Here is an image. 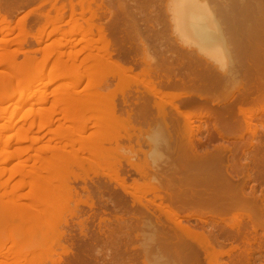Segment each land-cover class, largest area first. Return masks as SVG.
I'll return each instance as SVG.
<instances>
[{
	"label": "bare ground",
	"instance_id": "bare-ground-1",
	"mask_svg": "<svg viewBox=\"0 0 264 264\" xmlns=\"http://www.w3.org/2000/svg\"><path fill=\"white\" fill-rule=\"evenodd\" d=\"M74 4L75 3H72V6H74ZM84 4H85V2H84ZM89 5L90 4H88V6ZM103 5H104V3H103ZM62 6H64V5H62ZM220 6H221L220 8L228 10L232 13L235 12V13L239 14L237 16V17H240V19H238L239 21L237 20L236 21L237 24H235V27L232 26L233 28H231L229 30L232 32L230 34H233V32H235V31L240 33V34L242 33V35L238 34V35H240V37L236 38L237 39L236 43H235V40H231V41H233L236 45L235 50L237 49V51L242 53L241 57H242V55H245L242 57V60L239 61L240 63H238L236 61L235 62L238 63L239 65H241L240 67L238 65L237 66H238V68L241 69L240 70V74H241L240 76H242V78H244L243 81L245 80L246 82H244V83L241 81H240V83L239 82L238 83L232 82L229 84V85H231L229 88H227L228 86L225 87L224 84H226V83L223 82V84H222V79H224V77H225L224 75L225 74L227 75L228 72L224 71L227 73L223 72L224 73L223 74L220 70L224 68L223 64L227 60L226 59L227 56L230 58L232 57V59H230L229 61L234 60V57L231 55L232 49H230L231 47L229 48V46L227 47L228 43L226 41H224L223 38L222 39L220 38L221 36L218 35L217 29H215L216 27L214 28L212 26L211 21H209V19L205 16L203 9L197 8L194 11L188 10L184 16H182L180 18L178 17V19H177V23L179 24L178 27H181L183 30L187 31L188 35L190 37H192V40L194 39L198 43V45L201 46L202 49H204L205 52H208L209 54H212L214 56L216 55L218 61H220L219 63L210 64V63L205 62L206 64H204V65L206 67L200 66V68L202 67L201 69H198V68L195 69V68H189V64H191V62L190 63L186 62V65L188 64L187 67H185V65H183V64L182 65L184 66V68L179 65L182 68L181 69L179 67L174 66V64L177 61L176 62L174 61L175 63L170 62L172 64L171 65L168 62V60H166L167 64L165 62H163V63H165L166 66L168 64L171 66L168 65L167 68H164V67H166L165 64L162 65L163 69H165V70L162 69L163 71H161V69H158V70L154 69V68L152 69V67L150 66L151 68H148V69L144 68L143 71L141 70L138 74H134L135 70L133 72L134 67H131L132 65H129V63H128L129 67H127V66H125L126 65L125 63L123 64V62L126 60L122 59L123 62H121L120 61L121 59L119 60V58H117V55H115V52L118 50L113 52V50L116 47H113V45L110 43V40L107 42L108 36L105 37L104 30H103L105 28H102V26H101L99 31L97 29V31L101 35V41L104 39V37L107 40L104 39V40H106L105 46L102 47V50H101L102 54L99 56L100 58L97 57V59L101 65L107 63V65L111 69V71H110L111 75H108L106 78L104 77L101 80L87 82V84L85 85V89L95 91L96 93L93 92V93H95L94 94L95 96H91L93 98L90 97V99H86V98H89L88 95L90 96L91 93L88 94V93H83L82 91H78V87L80 86V80H78V81L73 82V84L72 83L65 84L64 86L62 85L60 88H58L59 91L62 92L61 93L62 95L60 97L61 100L59 98H56L57 102H55V101H53V103L51 102L52 105H51L50 109H48L47 112L44 111L42 114L36 115V113L34 114L35 111L32 108H30L32 113L29 112L30 114H26L24 117V120H23L24 123L26 121L28 122V120H29V121H31L30 123H33L34 128H35V126H37L38 120H48L49 126L40 127L39 132H42L45 130L47 131V129H48L50 134L56 135V137L60 138V139L57 138L58 140L68 141V145L62 146V143L60 142V144L58 143L59 145L55 144V146L57 145L56 147L55 146H49L52 148H49L48 146L45 147L46 149L48 148V150L50 149L52 151L49 154L53 153L50 156L52 157L53 160L56 161V163L52 162V160L49 159L51 161L50 162L49 160H47V157L46 158H44V156L42 157V155H40V154H42L44 149L40 148L43 151L40 154L38 152L37 156L35 154L36 159L34 158V161H35L36 165L38 166V167L36 166V168L45 169V170H40V171L44 172V171H46L47 167L50 166L49 164L54 163L53 165L59 166V164L57 162H59V163L61 162L60 164L63 163V165L65 164L64 166L67 165L66 168H68L69 171L73 170L72 168H74V169L76 168V170L78 168V170L81 169L84 171L86 169H89V171H90L91 167H93V166L98 167V165L100 164V161L105 159L104 158L105 155L110 151V148L112 147L111 143L112 144L115 143L116 150H118V149H120V148H118L119 146H117L118 140H121L124 138H133V137H131L132 135H130L131 134L130 128H128L131 125L130 123L135 122V121L138 122L139 120H143L145 118L147 111L150 110V107H151L150 102H152V100L155 101L154 97L158 98L160 100L158 102L155 101V104L159 110V113L164 118L163 124L165 127V129H164L165 138H166V140L169 139V141H170V144L169 143H168L169 145L167 144L168 145L167 149L169 150L170 153H173L176 156V158L167 163V166L165 168L166 172H165L164 176H162V174H161V176H159L158 174L160 172L159 173L156 172V174L153 176V174H150V172H152V171H147V170L143 169L144 165L142 168L141 167L139 168L138 166L135 165V161L133 164V162L128 160V162H130V163H126V164H128L129 168L132 169L133 171H135L141 177L140 179H142L141 185L136 181L138 184H135V183L133 184V182H132V185L130 184L131 186H128V184L126 182L127 179L125 177H123L124 165H123V163H121L119 157H118L119 159L117 160L118 161L117 164H114L112 166L110 164H109V166H107L108 165L107 163L109 161L106 162L107 165L105 163L100 164V165L104 164L105 167H107V168H105L104 166L103 167L100 166L103 168L101 170V171H103V173H104V171L105 172H108V171L113 172V175H111L112 173L110 174L111 176H109V174H106V177H107L106 179H108L107 182L109 184H111V185H107V186H112L114 184L113 186L115 189H113L111 187L114 190V193L116 192L117 189H119L123 193L122 199L118 200V198H121L120 197L121 192L117 191V194L115 193V196H116L115 198H117L118 201L114 200L116 202L113 201L114 204L113 203L112 204L116 205L117 207H120V208L125 206L124 207L125 209L124 208H122V209H124L126 211L130 207L133 209L134 207L136 208V206L137 207L140 206V208H141V209L136 208V209H133L131 212H129V215L131 213V215H130L131 217L128 216L129 221L127 220V217H125V218L123 216H122V218L118 217L116 220L117 222H115L116 225L115 224L113 225L111 220L107 219L108 222H106V219L101 218V220L99 221L100 223L98 225L99 228H96V229H98V231L96 230L98 233H95L94 237L98 236L100 238V240L104 241L105 243H106L105 240L107 239L106 246L108 243H110V241H111L112 245H110V244L109 245L112 247L115 246L116 249H117V247L118 248L120 247V246H118V244L121 243V240H124V241L129 240L128 242L130 243V240H132L131 238L133 237L132 231L136 233L138 230H140L134 226H137L138 224L140 225V222H141V224L144 222L143 225L145 226V224H147L149 222L148 223L149 225L147 224L146 226L151 227V229H153L152 231H154L153 234L155 233L152 236L153 237L156 236L155 238L151 237L152 239H149V240L155 241L156 245L154 244V242H153V244L156 246V248H155V246H154V248L157 249V252H158L157 259H159L162 262L161 264H221V262H224L223 261L224 256H226L229 260H228V262L226 261L223 264H253V259L255 257V252H254L255 249L253 251L252 248L254 247L253 245L256 243L253 240H256L257 242H259L258 240H262V239L260 238V236L258 238L257 237L258 235L253 237L252 233L255 232L257 234V231L259 229L264 230V220L260 221V218H259V217H261V220H262V217L264 218V202H262V201H261L262 203L258 202L259 200L262 199L259 197V195H262V194L257 193L255 191V189H252V190H250L251 192H249L248 190H245V188L247 187L246 186L247 182L252 181L255 178L253 172H255L258 167L253 172L249 169L251 163H252L251 165H254V166H255V164H253V162H250L249 158H251V157H249L250 155L246 156L247 152L246 153L244 152V154L246 156L245 157L246 163L245 164L242 163L243 164L242 166H237V165H233V164L230 165L231 163L230 164L227 163V165H225L224 164L225 163L224 157L227 154H229V156H227V159L229 161V159L236 152V150H235L236 147L234 148V146L233 147L229 146L230 144L228 145V143H226L227 138H230V139L231 138H234V139L239 138V139H241V138H244L246 136V134H252L254 136L257 134V136H258V134L260 135V133H261L260 130L261 129L264 130V125L261 127V129L259 127H254V128L251 127L252 126L251 124H254V122H259V120H260V122L264 123V116H263L264 115V0H232L231 2H228V0H223L222 4H220ZM89 7H91V5ZM62 9H64V8H62ZM238 10L240 11V13L237 12ZM235 13H234V15H235ZM94 17H95V15H94ZM96 17L99 18L100 16L98 17L96 15ZM105 17H106V15H105ZM237 17H233V18L237 19ZM25 18L26 17H23L22 19L21 18L20 19H21V21L24 22V20L27 19V18L26 19ZM95 18H92V19H95ZM99 19H101V18H99ZM5 21L6 20H4V23H7V21L6 22ZM23 22L20 23V21H19L18 24L22 25V24H24ZM21 27L23 28V25ZM21 27H20V31L23 32L21 30L22 29ZM6 33H8V32H6ZM23 33H20V35L21 34L23 35ZM52 33H54V32H52ZM87 34H90V32L85 33V35H87ZM233 36H234V34H233ZM235 37L236 36H234V37L231 36V38H235ZM25 39H27V37ZM22 41H23V39H22ZM25 41L27 42V40H25ZM88 42H90V41H88ZM87 45L88 46H84L83 49L78 50V52H76L77 53L76 55L74 54L75 55V58H73L74 60L77 58L79 59V55L84 54V53H89L90 55L93 56V54H92L93 43H91V45H90V43ZM230 45H231V43H230ZM233 51H234V49H233ZM24 52H26V51H24ZM134 52H135V50H134ZM25 54H27V53H25ZM172 55H173V53H172ZM179 55H181V54H179ZM233 55H234V52H233ZM92 56H90V57H92ZM135 56H137V54ZM164 56H162V57H164ZM183 56H185V55H182L180 58H182ZM186 56H187V54H186ZM90 57L88 56L84 62H87L88 60H90ZM93 57H95V56H93ZM118 57H120V55ZM131 57L133 58L134 55L133 56L131 55ZM170 57L171 56H169L167 59L170 60ZM177 57H179V56H176L175 58H177ZM185 58H187V57H185ZM235 58H237V57H235ZM125 59H126V57H125ZM130 60H131V58H130ZM132 61H133V59H132ZM235 62L233 61V63H235ZM91 63H93V62H91ZM94 63H95V61H94ZM179 63H177V64H179ZM229 63H231V62H229ZM231 64H229V65H231ZM150 65H153V64H150ZM192 65H194V64H192ZM88 67H90V66H88ZM226 67H228V66L225 65V68ZM238 68H237V70H238ZM91 69H92V67H91ZM218 69H220V70H218ZM180 72L181 73L183 72V74H180L183 76L179 75ZM237 72H239V71H237ZM231 73H233V72H231ZM109 76H111L112 78L110 77L111 79H109ZM114 79H117L118 83L115 85L114 89H111V85H112L111 83L112 82H110V81L111 80L114 81ZM52 81H55V79ZM52 81H51V84L54 83ZM34 84L35 83H33L32 88L35 87L36 84H38V83H36L35 86H34ZM124 85H126V86H124ZM3 86L4 85H2L0 88L4 89L5 86L4 87ZM62 87H64V89H62V91H61ZM140 88L144 89V91H141ZM1 89H0V91H1ZM28 90H32V89H30V86H29ZM64 90H65V92H63ZM180 91H184V92H180ZM55 92H57V89H56V91H53L54 94H52V95H54V98L56 95H58V93H55ZM251 93L256 94L255 98L250 97ZM85 94L87 95V97L84 96ZM135 94H137V96ZM146 94L148 96L147 98H145ZM216 94H217V97H216ZM218 95H221V96L218 97ZM133 97H135V98L133 99ZM24 98H30L29 93L25 92V93L20 94L19 99H24ZM42 99L44 100V98H42ZM119 99L121 100V106L123 108L127 106L129 109L126 110V109L120 108L119 107L120 103L118 102ZM131 99L133 101L136 99L134 101L135 104L132 105L133 101ZM167 99L173 100L172 101L173 103L169 102V104H167L168 103V102H166ZM43 100L40 99V101H36V102H34V104H36V105L39 103L41 104V103H43ZM178 100H179V103H177ZM46 101L48 102V98L45 99V102ZM102 102L105 104L106 109L108 108L110 111L113 112V115L111 117H109V120L103 119V117L101 115V110H100V107L98 104L102 103ZM167 105H170L172 107L171 109H173V110H170V108H168L170 106L167 107ZM132 106H134V108ZM60 109H62L61 112H57V110H60ZM134 109H136V111ZM256 111H257V113H256ZM58 114L62 115V117L60 115V117L62 119H58L59 121L64 119V123L69 122L70 125L73 124L74 126L71 129H68V127L66 128V126L61 125L62 123L59 122V123H61L60 126L57 127V125H56L57 128L52 129L53 128L52 126H55V123L58 122V120H56L57 118L55 119V117H56L55 115L58 116ZM125 114H126V117L124 116ZM14 117H15V115L13 114L12 116H10L9 120L14 121ZM0 118H2V117H0ZM197 118H202L203 120L208 119L209 126L207 127V130H208L207 132L209 133L210 138L209 137H207V138H209L213 142L215 139L221 140L220 143L218 142V144H215L211 148L210 146L205 145V143L202 144V143L197 142L195 140V136L198 132L196 130H198L199 127H197V129H196V127H195V129L192 127L190 128V122L195 121V119H197ZM166 119H168V120L166 121ZM174 121L177 124V128L175 125L172 124V122H174ZM180 122L182 123L183 127H180ZM113 123H116L120 127V129L119 128L117 129L118 132L116 134V138H113L111 140H109L107 138H106L107 139L106 140L104 136H102L103 138H101L100 137L101 135L98 134V132L100 133L101 130H103V132H104V130H106L105 132H107V129L111 127L110 124H113ZM90 125H92V126L90 127ZM125 125L127 126V128L125 127ZM131 126H132V130L135 131L136 128L133 126V123ZM186 126H188V127L186 128ZM247 126H250V127H247ZM64 127H65V129H68V130L63 129ZM69 127H71V126H69ZM0 128H1V125H0ZM119 130H121V131H119ZM65 131H68V133H66ZM232 131H233V134H232ZM234 131H236V133H234ZM103 132L101 134L104 135L105 133H103ZM229 132H230V135H227ZM32 134H35L33 132V130H32V132L31 131L21 132L20 134H18V143L23 142V141H27V140H29V141L31 140L33 143H37L41 140L36 136H33L30 138V135H32ZM1 135H4V133ZM98 135L101 139H99ZM166 135L168 136V138ZM261 135H263V131H262ZM3 137L4 136H2V138H0V147L4 148L6 150V148H8V146L10 145V143H9L10 140L4 139ZM260 137H262V136H260ZM209 139H208V141H210ZM258 139H260V138H258ZM64 141H63V144H64ZM260 141H258L260 146L256 147L257 149L254 148V150H257L259 152V154L262 153L264 155V146H263L264 140L262 141L263 144ZM166 142H168V141H166ZM129 146H131V145H129ZM251 146H253L252 142H251ZM114 148H111V150H114ZM243 148H245V147H243ZM4 149H2L1 151H3ZM29 149H27V150L30 151ZM122 149L120 151H122ZM22 150H23V148L20 149L21 154L23 152H27L26 149L23 151ZM36 151H38V150H36ZM113 152H112V154H111V151L109 153L111 155H113V154H115ZM45 153L43 155H46ZM109 153H108V155H109ZM251 154H253V153H251ZM116 155H117V153H116ZM261 155H259V157ZM89 156L91 159L88 158ZM10 157H12V156H10ZM109 157H111V156H109ZM8 158H5V159L7 160ZM5 159L2 161L3 163L6 161ZM13 159H14V157H13ZM29 160L30 159H27L26 161L22 160L23 161L22 164L20 161L19 164H21V166L18 168V170H17V167L15 168L16 170L14 168L12 169V170H15L16 172L12 171V174H11L12 176L10 177V179L13 178L14 175L20 176L19 180H18L19 183L17 182V184H19V185H17L16 187H13L14 188L13 192L15 194L13 195V193H11L7 189H5L11 195L12 200L14 199V203L12 204L10 202V204H7V206L19 204L18 211L22 212L23 216H24V212H23L24 206L23 205L27 204V203H23V202H24V200L26 202L27 201L26 199H29V198L31 201L32 198L30 197V195H31L32 191H34L31 189L36 188L37 189L36 190V194H37L36 196H39V195L43 194V192L40 194L41 190H43V186L47 187V191L51 187L50 185H49L50 186L49 187L48 184H46V182H45V178H47V177L44 178V176H47V175L42 176V174H40L41 172L39 171L40 175H37L38 178H36V173H35L36 170H34L35 168L33 169L34 172L32 170L30 171V170L26 169V167L29 166V164H27L29 162ZM93 160H94V162H92ZM126 160H127V158H126ZM126 160H125V162H126ZM252 160H254V158ZM255 160H257V159H255ZM97 161H98V163H97ZM260 161H263V159ZM249 162H250V164H249ZM254 162H256V161H254ZM96 163H97V165H96ZM114 163H115V161H114ZM261 163H264V162H261ZM19 164H18V166H19ZM111 164H113V163H111ZM235 164H236V162H235ZM138 165H139V163H138ZM164 165H166V164L164 163ZM238 165H239V163H238ZM45 166H46V168H45ZM55 166H53V167L54 168L58 167V166L57 167H55ZM60 166L59 167L62 168V165H60ZM259 166H261V165H259ZM50 167H48L49 168L48 171H51ZM59 167H58V169H60ZM127 167H125V168H127ZM251 167L253 168V166H251ZM66 168L64 167L62 169L65 170ZM104 168H105V170H104ZM245 168L248 169V172L246 171L248 174L246 173L247 175L245 174L246 175L245 177L240 178V175L242 174L241 170L245 169ZM62 169H60V171ZM94 169H92V170H94ZM64 170H62V172ZM60 171H58V172H60ZM2 172L5 173L4 171H2ZM30 172L35 174V175L32 176V174H30ZM55 172H56V170H55ZM87 172H88V170H87ZM259 172H261V171H259ZM76 173H75V175H76ZM256 173H257V171H256ZM261 174H263V173H261ZM104 175L105 174H103L102 176H104ZM31 177H34V179H37V180L33 179L34 180L33 183H36V185L33 184L32 182H30L31 184L28 182L29 180L30 181L32 180ZM53 177H55V176H53ZM53 177H52V180H53ZM75 177L76 176H74V178H72V179L69 177V179H68L69 181L66 179L68 181L67 182L68 183L67 184L68 185V193L67 194L69 195L68 199H69V202L73 203L72 206H70V207L68 206L69 209L67 211L68 212L67 216H69V220L72 219V222L74 221V224L75 225L77 224L80 227L79 229H81L80 230L81 235H83L84 237L90 238V236H92V235H90V236L88 235V233H89L88 232L89 231L88 226H87V223L89 222L88 218H85L84 216L82 218V214H83L82 210L83 209L80 210V204L83 205L82 203L85 202L83 200V198L81 199L82 195L85 197L86 194L84 195V192H87V195H88V194H90V191L88 190L87 187H83V188L81 187V192L78 191L80 188L77 190L76 189L77 187H74L75 183L76 182L78 183V181L86 182V180H83L80 177H79L80 178L79 179V178H77L78 176L76 178ZM26 178H31V179H29V180L27 179L28 180L27 181ZM0 179H1V177H0ZM56 180L57 179H55L54 181L56 182ZM61 180L62 179H60V181ZM93 180H94V178H93ZM6 182L8 183L9 181H6ZM6 182H5V184H7ZM0 183H2V182H0ZM44 183L46 185H44ZM49 183H52L51 180ZM60 183L63 184L64 182H60ZM93 183H95V181H93ZM100 183H98V186ZM2 184H0V188L2 187V189H3V187L5 185L3 184L4 185L3 186ZM51 185H53V184H51ZM54 185L57 187V184L54 183ZM54 185H53V187H55ZM95 185L97 188L98 187L97 183L94 184V186ZM104 185L106 186V183L105 184L102 183L101 188H102V186H103V188H106V187H104ZM27 186H28V188H30V193H28V194L24 193L23 195L18 194L20 189L27 187ZM83 186H84V184H83ZM53 187H52V190L54 189ZM65 187H66V183H65ZM101 188L98 187L101 196L105 195V193H107L106 191L108 189L110 190V187L108 189L106 188L107 189L106 191H104L105 189L103 190V188L101 190ZM60 189L63 191L62 188H60ZM113 190H112V192H113ZM27 191H29V190H27ZM45 191H44V195L47 196L45 194ZM7 192H5V193H7ZM58 192H57V194H58ZM65 192H67V190ZM112 192L110 193L111 196L108 193L110 198L112 197ZM5 193H3V196L5 195ZM119 193H120V195H118ZM257 194H259V195H257ZM12 195L14 196V198ZM53 195H55V194L53 193L52 196ZM55 197L57 198V196H55ZM103 197L109 198L107 196H103ZM123 197H125V198H123ZM127 197L130 198L129 199L130 203H129ZM6 198H9V197L6 196ZM11 198H10V201H11ZM40 198H41V196H40ZM58 198H59V196H58ZM85 198H88V196ZM106 198H103V199H106ZM41 199L43 200V196ZM53 199H54V197H53ZM57 199L54 200L53 202L57 201ZM80 199L83 200L84 202L80 201ZM111 199H114V198H111ZM3 200L4 199L1 198V201H3ZM64 200L67 201L66 198H64ZM103 201H105V200H103ZM5 202H7V199ZM38 202L40 203V201H38ZM69 202L67 201L68 204H69ZM86 202H88L87 199H86ZM3 203L4 202H2V204L0 205V209L2 206L4 207L6 205V203H4V204ZM32 203H34V200ZM32 203L30 202V206L32 205ZM45 203L47 206V202H45ZM128 203H129V205H127ZM85 204L83 206H85ZM87 204H86V206H89ZM34 205L32 206V209H34L33 208ZM20 206H23V209H22L23 211L20 210L22 208V207L20 208ZM25 206L27 207V205H25ZM28 207H29V205H28ZM36 207L34 209L35 211H37ZM54 207H55V205H54ZM91 207H89V208H91ZM29 208L31 209V207H29ZM39 210H42V209H39ZM1 211L2 210H0V212ZM133 211H136V212H133ZM194 211H196V212L198 211V213L199 212L202 213L201 214L202 216L200 215L201 217H195V215H192V212H194ZM212 211H214V212H212ZM38 212H40V214H41V211H38ZM42 212H44V211H42ZM215 212H216V214L214 215L213 213H215ZM219 212H220V214L222 213V215H218ZM26 213L27 212L25 211V214ZM0 214L2 215V213H0ZM18 215L22 216V214L19 212H18ZM31 215H34L33 212ZM31 215H30V211H29V214L27 216L31 217ZM25 218H27V217H25ZM73 219H76V221L77 220L78 221L76 222ZM143 219H148V221L147 222L142 221ZM186 219H188V220H186ZM256 219H257V221L261 222V224L259 222L258 223L256 222L257 223L256 224L255 223ZM1 220H2V218L0 219V222H1ZM138 220H140V221H138ZM193 220H195L196 223H193ZM136 221H137V225L135 224ZM64 222L66 223V225H68V223H69L68 220H66ZM105 222L109 223V224H105ZM250 223H252V224H250ZM70 224H72V223L70 222ZM70 224L68 225L69 227H71ZM74 224H72L73 225L72 227L75 226ZM111 225H113V226H111ZM0 226H2V224ZM0 229H1V227H0ZM66 230L67 229H65V231ZM56 232H57V229H56ZM59 233H61V232H59ZM70 233H72V231H70L68 234H70ZM74 234H70V235H74ZM96 234H98V235L96 236ZM139 234H140V232H139ZM56 235H57L56 236V238H57L58 234H56ZM60 235H62V233ZM53 237H54V235H53ZM62 237H60L58 240L55 238L57 240V242L59 241L57 243L55 240V242L58 245L60 244ZM72 237H74V236H72ZM252 237H253V240H252ZM263 237L264 236H262V238ZM136 238H134V239H136ZM93 239H96V238H93ZM108 239H109V242H108ZM225 240L226 241L227 240L228 241L229 240H235V241L237 240L238 241V242L236 241L237 244L239 243V241H241L240 243H242V244L248 243V247L245 246L246 248L242 250V247L241 246L239 247V244L237 245L235 243V241L234 242L232 241L234 244L233 243L230 244V242H229L230 248H228L226 250L224 247V245H225L224 241ZM248 240H250V241H248ZM251 240L254 242V244ZM22 243H25V242H22ZM42 244H43V242H42ZM24 246H25V244H24ZM42 246H45V244H43ZM242 246H244V245H242ZM255 248H257V247L255 246ZM153 251L156 252V250H153ZM165 253H167V254H165ZM15 254H17V253L14 252V256H15ZM1 255H2V253L0 254V257H1ZM16 257H18V255ZM21 259H22L21 256H20V259L18 257V260L22 261ZM255 259H256V257H255ZM20 261H18V262H20Z\"/></svg>",
	"mask_w": 264,
	"mask_h": 264
},
{
	"label": "rangeland",
	"instance_id": "rangeland-1",
	"mask_svg": "<svg viewBox=\"0 0 264 264\" xmlns=\"http://www.w3.org/2000/svg\"><path fill=\"white\" fill-rule=\"evenodd\" d=\"M222 1L223 0H89V1L88 0H0V33H1L0 34V84H1L0 87L2 85L5 86V87L3 86L4 89L0 88L1 89V91H0V117H2V118H0V125H1L0 138H2V136H4L3 137L4 139L10 140V142H9L10 145L8 146V148H6V150L4 148L0 147V159H1L0 160V177H1L0 182H2L5 185L4 186L2 183H0L4 186L3 189H2V187L0 188V196H1L0 197V205L2 204V202L6 203V205L4 207L2 206L3 208L1 207V209H0L3 211V212L2 211L0 212V213H2V215L0 214V219L2 218V220H3V221L1 220V222H0V225L2 224V226H0L1 227V229H0V254L2 253V255H3V256L1 255V257H0V264H5V263L6 264H10V263L11 264H16V263L17 264H161L162 263L159 259H157L158 252H157V249H155L156 248L155 241L149 240V239L156 237V236H154V237L152 236L155 234V233L153 234V232H154V231H152L153 229H151V227L146 226L149 222L147 224H145V226L143 225L144 222L142 224L140 222V225L139 224L137 225V221H136V223L134 222L137 225L134 227H137L140 230H138V231L136 230L137 231L136 233L132 231L133 237L131 238L132 240H130V243L128 242L129 240L128 241L127 240H125V241L121 240V243H119L120 245L118 244V246H120V247L119 248L117 247V249L114 245H113L114 247L110 246V245H112L111 241L106 246L107 239L105 240L106 241V243H105L104 241L100 240V238L97 236L98 234H96L97 237H94L95 236L94 234L98 233L97 232L98 229H96V228H99L98 225L100 223L99 221L101 220V218L106 219V222H108V220H111V222L114 225L115 222H117L116 220L118 217H120V218H122V216L124 218L127 217V220L129 221V217H131L130 216L131 213L129 215V212H131L133 209H136V208L141 209L140 206L139 207L136 206V208L134 207L133 209L130 207L127 209V211H128L127 212L126 210H124L125 206L120 208V207H117L116 205H113L114 200L118 201L119 199L120 200L122 199L123 193L119 189H117L115 193L117 194V191L118 192L120 191L121 192V196H120L121 198H118V200H117V198H115L116 196H115V193L113 190V189H115L113 186L114 184L112 186H107V185H111V184H109L107 182L108 179H106L107 178L106 174H109V176H111V175H113V172H110L107 170L108 172L104 171V173H103V171H101V170L103 169L102 168L103 166L105 167V165L104 164L100 165L101 163L106 164V162L109 161L107 163L108 165L107 164L106 165L109 166V164H110L112 166L114 164H117V162H118L117 160L120 158L121 163H123V165H124L123 177H125L127 179L126 182H127L128 186H131L132 182H133V184L139 183L141 185L142 179H140L141 177L135 171L130 169L128 164H126V163H130V162H128V160L133 162V164L135 161V165L138 166L139 168L140 167L142 168L144 165L145 168L143 167V169L147 170V171H152L153 173L150 172V174H153V176L156 174V172L157 173L160 172L158 174L159 176H161V174H162V176H164V174L166 172L165 168L167 166V163L176 158V156L173 153H170L169 150L167 149L168 145L170 144V141H169V139L166 140V138H165V134H164L165 127L163 124L164 118L159 113V110L155 104V101L158 102L160 100L158 98L154 97L155 101L152 100V102H150L151 107H150V110L147 111L145 118L143 120H139V121L137 120L138 122L135 121V122L130 123L131 125L133 123V126L136 128L135 131H133L131 125L128 127V128H130V133H131L130 135H132L131 137H133V138H124V139L118 140L117 146H119L118 148H120L118 150H116L115 143H113V144L111 143V146H112L111 148L115 147L114 148L115 151L111 150V148H110L111 154L114 151L113 152V153H115V154H113L114 156L111 155L109 153L110 151L108 150L109 155L107 153L106 154L107 156L105 155V157H104L105 159L100 161V164L98 165V167L93 166L91 168L92 169L95 168V169L92 170L90 168V171H89V169H86L85 171L79 169L80 170L79 171L78 168H77V170L79 172L76 170V168L75 169L72 168L73 170L69 171V169L66 168L67 165L64 166L65 164L63 165V163L60 164L61 162L60 163L57 162L59 164V166L62 165V168H64V167L66 168L65 169L66 171H65L64 169L60 168L61 166L59 167L57 165L60 169L64 170L63 172H62V170L60 171V169H58L57 166L53 165L54 163H56V161L53 160L52 157L50 156L53 153L49 154L52 151L50 149L48 150V148L46 149L45 147L55 146V144L59 145L60 142L62 143V146L68 145V141L58 140L60 138L56 137V135L50 134L48 129H47V131L45 130V131L39 132L40 127L49 126L48 120H38L37 126H35V128H34L33 123H30L31 121L28 120V122L26 121L24 123L23 120H24V117L26 114L32 113L30 108H32L35 111L34 114L36 113V115H39V114H42L44 111L47 112L48 109H50L53 101L57 102L56 98H59L61 100L60 97L62 95L61 94L62 92H60L58 88H60L62 85L64 86L65 84H69V83L73 84V82L80 80V86L78 87V91H82L83 93H88V94L91 93L90 96L88 95L89 98H86V99H90L91 96H95L94 94L96 92L93 90H86L85 85L89 81L101 80L102 78H104V77L106 78L108 75H111L110 74L111 69L109 68L107 63L101 65L97 59V57L100 58L99 56L102 54V52H101L102 47L105 46V41L107 39H108L107 42L110 40V43L113 45V47H116L113 50V52L118 50L115 52V55H117V58H119V60L121 59L120 60L121 62H123V60H126L123 62V64L124 63L126 64L125 66L129 67L128 66V63H129V65H132L131 67H134V69H133V72L135 70L134 74H138L141 70L143 71L144 68L148 69L151 67H152V69L153 68L157 69V70L161 69V71H163L165 69H163L162 65H164L165 63L167 64L166 60H168L169 63L170 62L175 63L177 61L174 64V66L179 67V68H181L180 66H182L184 68L183 65H185V67H187L188 64L186 65V62L187 63L191 62V64H189V68H195V69L196 68L201 69L202 67L205 66L204 64H206V63H210V64L219 63L220 61H218L216 55L214 56L212 54H209L208 52H205L204 49H202V47L199 46L198 43L194 39L192 40V37H190L188 35L187 31L183 30L181 27H178V25H179L177 23L178 17L180 18V17L184 16L188 10L194 11L197 8L203 9L205 16L209 19V21H211L212 26L214 28L216 27L215 29H217L218 35L221 36L220 38L221 39L223 38V40L228 43V44L226 43L227 47L229 46V48L231 47L230 49H232L231 55L234 57V60L229 61L230 59H232V57L230 58L227 56L226 59L228 61L226 60L224 62V64H223L224 68L221 70L218 69L222 73L224 71L228 72L227 75L226 74L224 75L225 77H224V79H222V84H223V82L226 83L227 85L224 84L225 87L228 86L227 88H229L231 86L229 84L232 82L233 83L234 82L240 83V81L243 83L246 82L245 80L243 81L244 78H242V76H240L241 75L240 74L241 69L238 68V66L239 67L241 66L238 64V63H240L239 61H241L242 57L245 55H242V57H241L242 53L237 51V49L235 50V47H236L235 43L237 41L236 38L240 37V35H242V33L240 34V33L235 31V32H233V34L236 37L231 38V36L232 37H234V36H233V34H230L232 32L229 30V29L235 27V24H237L236 21L238 19H240V17H237L239 14H237L235 12H234L235 13V15H234V13H232L228 10H225L223 8H220L221 7L220 4H222ZM231 1L232 0H228V2H231ZM71 2L75 3L74 6H72ZM84 2H85V4H84ZM103 3H104V5H103ZM88 4H90L91 7H89L90 5L88 6ZM62 5H64V6H62ZM62 8H64V9H62ZM237 12L240 13L239 10ZM94 15H95V17H96V15L98 17L100 16L99 18H101V19H99L97 17L95 18ZM105 15H106V17H105ZM23 17L27 18V19L25 18L26 20H24V22L21 21V19ZM233 17H237V19L233 18ZM92 18H95V19H92ZM3 19L6 20L7 23H4ZM19 21H20V23L21 22L24 23V24H22L23 28L21 27L22 25L18 24ZM101 26H102V28H105V29H103L105 37L108 36L107 39L104 37V39H106V40L103 39L104 41L103 40L101 41V35L98 32L99 29L101 28ZM20 27L22 28L21 30L24 33L20 31ZM97 29H98V31H97ZM86 31L88 33L90 32V34L85 35V33H87ZM6 32H8V33H6ZM52 32H54V33H52ZM20 33H23V35L22 34L20 35ZM238 34H240V35H238ZM26 37H27V39H25ZM21 38L23 39V41ZM25 40H27V42ZM231 40H235V43ZM88 41H90V42H88ZM229 42L231 43V45ZM89 43H90V45H91V43H93L92 54L95 57H93L89 53H84V54L79 55V59L77 58V59H75L76 60L75 61L73 58H75V55L77 54L76 52H78V50L83 49L84 46H88L87 44H89ZM233 49H234V51H233ZM134 50H135V52H134ZM24 51H26V52H24ZM233 52H234V55H233ZM25 53H27L28 55ZM172 53H173V55H172ZM178 53L181 55H179ZM136 54H137V56H135ZM186 54H187V56H186ZM119 55H120V57H118ZM131 55L132 56L134 55V57L132 58ZM175 55L179 56V57L175 58L176 57ZM182 55H185L182 57L183 59L180 58ZM88 56L89 57L92 56V57H90V60H88L87 62H84ZM162 56H164V57H162ZM169 56H171L170 60L167 59ZM125 57H126V59H125ZM185 57H187V58H185ZM235 57H237V58H235ZM130 58H131V60H130ZM132 59H133V61H132ZM94 61H95V63H94ZM233 61L234 62L236 61L238 63H236V62L233 63ZM91 62H93V63H91ZM163 62H165V63H163ZM229 62H231L232 64ZM177 63H179V64H177ZM150 64H153V65H150ZM166 64H165V66H166ZM192 64H194V65H192ZM229 64H231V65H229ZM171 65H169V66H171ZM225 65H227L228 67L225 68ZM88 66H90V67H88ZM167 66L164 68H167ZM200 66H202V67L200 68ZM91 67H92V69H91ZM237 68H238V70H237ZM237 71H239V72H237ZM227 72H224V73H227ZM231 72H233V73H231ZM180 74H183V72L182 73L180 72L179 75ZM180 76H183V75H180ZM110 77L111 76H109V79L112 78V77L111 78ZM54 79H55V81H52ZM51 81L54 83L51 84ZM110 82H112L111 83L112 84L111 89H114L115 85L118 83V80L114 79V81L111 80ZM33 83H35V84L40 83V84L39 85L36 84V86L34 84L35 87L32 88ZM29 86H30V89H32V90H28ZM124 86H126V85H124ZM56 89H57V92H55V93H58V95H56L54 98V95H52V94H54L53 91H56ZM62 89H64V87L61 88V91H62ZM140 90L144 91V89H142V88H140ZM25 92L29 93L30 98L19 99L20 94L25 93ZM63 92H65V90ZM93 92H95V93H93ZM180 92H184V91H180ZM135 95L137 96V94H135ZM250 95L249 96L251 98H255V96H256L255 93H251ZM84 96L87 97L86 94ZM219 96H221V95H218V97ZM147 97L148 96L146 94L145 98H147ZM216 97H217V94H216ZM42 98H44V100ZM47 98H48V102L47 101L45 102V99H47ZM91 98H93V97H91ZM134 98L135 97H133V99ZM40 99L43 100V103L44 102L45 103L44 104L39 103L37 105L34 104V102L40 101ZM119 100H118V102L120 103L119 107L123 108L121 106V100L120 101ZM134 101H133L132 105L135 104ZM172 101L173 100H170V99L166 100V102H168L167 104H169V102L171 103ZM177 103H179V100ZM98 105L100 107L101 115H102L103 119L109 120V117H111L113 115V112L110 111L108 108L106 109L105 104L103 102L99 103ZM134 106H132V107L134 108ZM168 106H170V105H167V107ZM168 108H170V110H173V109H171L172 108L171 106ZM123 109L127 110L129 108L126 106ZM61 110L62 109L57 110V112H61ZM134 110L136 111V109H134ZM256 113H257V111H256ZM13 114L15 115L14 121H11L9 119H10V116H12ZM60 115L61 114H58V116L55 115L56 116V117L54 116L55 119L56 118H57L56 120L62 119L61 118L62 115H61V117H60ZM124 116L126 117V114ZM167 120L168 119H166V121ZM59 122H61L62 124ZM208 122H209L208 119L203 120L202 118H197V119H195V121L190 122V128L192 127L195 129V127H196V129H197V127H199L198 130H196L198 132L195 136V140L197 142L202 143V144L205 143V145H208L212 148L215 144H218V142L220 143L221 140L215 139L213 142L209 139L210 138L209 133L207 132L208 131L207 127L209 126ZM60 124L66 126V128L68 127V129H71L74 126L73 124L70 125L69 122L64 123V119H63L60 121L58 120V122L55 123V126H52L53 128L52 127L51 128L52 129L57 128L60 126ZM172 124L175 125L177 128V124L175 121L172 122ZM56 125H57V127H56ZM126 125H125V127L127 128L128 125L127 126ZM251 125L250 126L253 128L259 127L261 129V127L264 125V123L260 122V120H259V122H254V124H251ZM69 126H71V127H69ZM91 126L92 125H90V127ZM110 126L111 127L107 129V132H105L106 130H104V132H103V130H101L100 133L97 131L98 134L101 135L100 136L101 138H103L102 136H104L105 139L107 138L109 140L116 138V134L118 132L117 129L118 128L120 129V127L116 123L110 124ZM250 126H247V127H250ZM180 127H183L181 122H180ZM187 127L188 126H186V128ZM63 129H65V127ZM68 129H65V130H68ZM32 130L35 134L30 135V138L33 136H36L39 139H41L39 142L33 143L31 140L30 141L27 140V141H23V142L18 143V134H20L21 132H27V131L32 132ZM119 131H121V130H119ZM262 131H263V135H264V130L261 129L260 132L262 133ZM65 132L68 133V131H65ZM102 132L105 134L104 135L101 134ZM3 133H4V135H1ZM234 133H236V131H234ZM261 133H260V135L258 134V136H257V134L255 136L252 134H246V136L244 138H241V139H239V138H237V139L227 138L226 143H228V145L230 144L229 146H232V147L234 146V148L236 147L235 148L236 152L229 159V161L227 159V156H229V154H227L224 157V159H225L224 164L225 165H227V163H229V164L231 163L230 165L233 164V165H237V166H242L243 165L242 163H244V164L246 163L245 157L247 155H250L249 157H251V158H249V157L248 158L250 159V162H253V164H255V166L251 165L252 163L250 164V162H249L250 167L253 166V168L249 167V169L253 172L256 170L257 167L258 168L256 170L257 173H256V171L253 172L255 178L252 181L247 182V185H246L247 187L245 188V190H248L249 192H251L250 190L255 189V191L257 193L262 194L263 196L257 194V195H259L260 198L263 199V200L262 199L259 200L258 201L259 203L261 201L264 202V175H263L264 174V170H263L264 169V163H261V162H264V157H263L264 155L262 153H261L262 155L259 154V152L257 150H254V148L257 149L256 147L260 146L258 141L261 140L260 142L262 143V141L264 140V136L261 135ZM232 134H233V131H232ZM227 135H230V132ZM260 136H262V137H260ZM98 137H99V135H98ZM100 137H99V139H101ZM207 137H209V138H207ZM257 137L260 139H258ZM167 138H168V136H167ZM208 139L210 141H208ZM63 141H64V144H63ZM166 141H168V142H166ZM251 142L253 143V146H251ZM263 143H264V141H263ZM129 145H131V146H129ZM263 146H264V144H263ZM243 147H245V148H243ZM21 148H23V150L26 149L27 152H23L21 154V152H20ZM40 148L44 149V151ZM49 148H52V147H49ZM2 149H4L3 150L4 152L1 151ZM27 149H29L30 151H28ZM35 149L38 151H36ZM121 149H122V151H120ZM38 152H39V154L42 152V154H40V155H42V157L43 156H44V158L47 157V160L51 159L52 162H54L52 164H49L51 167L48 166V167H50L51 171H48L49 170L48 167H47L46 171H44V172L40 171V170H45V169L36 168L37 165L34 161V158L36 159L35 154L37 156ZM244 152L245 153L247 152L248 154L246 153V156H245ZM44 153L46 155H43ZM116 153H117V155L118 154L119 155L117 156ZM251 153H253L255 156ZM259 155H261V156L259 157ZM10 156H12V157H10ZM109 156H111V157H109ZM13 157H14V159H13ZM5 158H8L9 160L8 159L6 160ZM88 158H90V156ZM126 158H127V160H126ZM253 158H254V160H252ZM4 159L6 161L3 163L2 161ZM27 159H30V160L27 163V164H29V166H27L26 169L33 171V169L35 168L34 170L37 171V172L35 171L36 178H38L37 175H40V174H42V176L47 175V176H44V178L47 177V178H45V182H46V184H48V186L50 185L51 187L49 186L50 188L48 187L49 190L47 191V187L43 186V190H41V192H40V194L42 192H43V194H41L39 196H36L37 195L36 194V190H37L36 188L31 189V190H34V191H32L31 195L29 194L30 197L32 198L31 201H30V198L26 199L27 200L26 202L24 200L23 203H27V204L23 205L24 211L22 210L23 206H20V208L22 207L20 210L23 211L24 216L26 215L25 217H27V218H25L23 216V213L18 211L19 204L18 205L17 204L12 205L14 203V199L12 200L9 192L13 193V195H14L15 193L13 192V190H14L13 187H16L17 185H19V184H17V182H18L20 176L14 175V177L11 178L12 180L10 179V177L12 176L11 175L12 171H15L16 167L18 170V168L21 166L22 162L26 161ZM255 159H257V160H255ZM262 159H263V161H260ZM125 160H126V162H125ZM20 161H21V164H19ZM114 161H115V163H114ZM254 161H256V162H254ZM92 162H94V160ZM235 162H236V164H235ZM237 162L239 163V165ZM97 163H98V161H97ZM97 163H96V165H97ZM111 163H113V164H111ZM138 163H139V165H138ZM164 163L166 165H164ZM18 164H19V166H18ZM259 165H261V166H259ZM46 166H45V168H46ZM53 166H55L57 168H54ZM100 166H102V167H100ZM125 167H127V168H125ZM13 168L15 170H12ZM105 168H107V167H105ZM105 168H104V170H105ZM55 170H56V172H55ZM87 170H88V172H87ZM2 171H4L5 173H3ZM58 171H60V172H58ZM241 171H242V174L243 173L244 174L243 175L241 174L240 178H243L248 174L247 168L242 169ZM259 171H261V172H259ZM125 172L126 173L128 172V173L126 174ZM75 173H76V175H75ZM261 173H263V174H261ZM30 174H32V176L35 175L31 172H30ZM103 174H105V175L102 176ZM53 176H55V177H53ZM74 176H76V177L78 176L77 178L80 177L83 180H86V182L78 181V183L80 182L79 184L77 182L75 183L74 187H77L76 188L77 190L80 188L78 191L81 192V187L82 188L87 187L88 190L90 191V194H88V195H87V192H84V195L86 194L85 197L88 196V198H85L83 195L81 197V199L83 198V200L85 202L80 199V201L84 202V203H82L83 205L85 203L86 204L88 203L87 205H89V206H86V204H85V206H83L80 204V210L83 209L82 210V212H83L82 218H83V216L85 218H88V221H89L87 223L88 230H89L88 235L89 236L92 235V236H90V238L84 237L83 235H81V231H80L81 229H79L80 227L77 224L75 225L74 221L72 222V219L69 220V216H67L68 215L67 211H68L69 207L73 205V203L69 202V199H68L69 195L67 194L68 193V185H67L68 183L67 182L69 181L68 180L69 177L72 179V178H74ZM52 177H53V180H52ZM31 178H32V180L30 181L29 179H31ZM31 178H26V180L28 179L29 181L28 180L27 181L29 183L30 182L33 183L34 180H37V179H34V177H31ZM93 178H94V180H93ZM55 179H57L56 182L54 181ZM60 179H62V180L60 181ZM50 180L52 183H49ZM6 181H9V182L7 183ZM93 181H95V183H93ZM5 182L8 185L5 184ZM60 182H64L63 183L64 185ZM54 183L57 184V187L54 185ZM65 183H66V187H65ZM96 183H97V186H98V183H100L98 186L99 188H101L102 183L103 184L106 183V186L104 185V187H106L107 189L110 187V190L108 189L109 190L108 191L106 188H103V186H102L103 190L105 189L104 191L107 190L106 191L107 193H105V195L101 196L98 187L96 188V185L94 186V184H96ZM33 184L36 185V183H33ZM46 184L44 183V185H46ZM51 184H53L55 187H53V185H51ZM83 184H84V186H83ZM52 187L54 188L53 190H52ZM24 188L20 189L19 192L17 191L18 194L23 195L24 193H26V194L30 193V188H28V186L24 187ZM60 188H62L63 191ZM102 188H101V190H102ZM5 189H7L9 192H7V190H5ZM111 189L113 190V192ZM27 190H29V191H27ZM66 190H67V192H65ZM44 191H45V194L47 196L44 195ZM56 191L57 192L59 191L58 194ZM110 191L112 192L111 198H114V199L110 198V196H111ZM5 192H7L10 196ZM52 192L55 195L52 196V194H53ZM3 193H5L4 196H3ZM108 193L110 194V196ZM118 195H120V193ZM6 196L9 198H6ZM40 196H41V198L43 196V200L40 198ZM55 196H57V198L59 196V198L57 199ZM103 196H107L109 198H106ZM53 197H54V199H53ZM102 197L106 198V199H103ZM125 197H123V198H125ZM1 198L4 200L1 201ZM10 198H11V201H10ZM13 198H14V196H13ZM55 198L57 199V201H55L56 203L53 202L54 200H56ZM64 198L67 199V201L69 202L70 205L67 203L66 200H64ZM6 199H7V202H5ZM86 199L88 202H86ZM127 199L129 201L130 198L127 197ZM33 200H34V203H32ZM103 200H105V201H103ZM38 201H40L41 204ZM116 201H114V202H116ZM10 202L12 203L11 204L12 206H9V205L7 206V204H10ZM30 202L32 203L31 206H30ZM45 202H47V206H46ZM52 203L55 205V207ZM129 203H130V201H129ZM129 203L127 205H129ZM25 205H27V207ZM28 205H29V207H31V209L28 207ZM33 205H34V207H33L34 209L36 206L37 207L39 206L38 208L36 207L37 211L32 209ZM89 207H91V208H89ZM122 208H124V209H122ZM39 209H42V210H39ZM25 211L27 212L26 214H25ZM29 211H30V215L32 214V212L34 215H31V217H28L27 215L29 214ZM38 211H41V214ZM42 211H44V212H42ZM18 212L21 213L22 216L18 215ZM133 212H136V211H133ZM212 212H214V211H212ZM201 214L202 213H200V212L198 213V211L192 212V215H195V217H201L202 216ZM213 214L215 215L216 212ZM218 215H222V213L220 214V212H219ZM259 218H260V221L264 220L263 217H262V220H261V217H259ZM66 220L69 221L68 225L71 222L75 226L72 227L73 225L70 224L71 227H69L64 222ZM73 220L76 221V219H73ZM186 220H188V219H186ZM138 221H140V220H138ZM142 221L147 222L148 219H143ZM106 222H105V224H109ZM256 222L258 223L259 221H257V219H256L255 223ZM193 223H196L195 220H193ZM259 223L261 224V222H259ZM250 224H252V223H250ZM113 225H111V226H113ZM56 229H57V232H56ZM65 229H67L68 231L69 230L72 231V233H70V234H74V233L75 234L70 235V234H68L70 231L69 232L67 230L65 231ZM59 232H61L62 235H60L61 233H59ZM139 232H140V234H139ZM263 232H264V230L259 229L257 231V234L255 232L252 233L253 237L258 235L257 237L259 238V236H260V238L262 239V240H258L259 242H257L256 240H253V237H252V240L254 242H256L254 244V242L251 240L254 244L253 245L254 247L252 249H253V251L255 249L254 252H255V257H256V259H255V257L253 259V264H263L264 263V237L262 238V236H264ZM56 234H58L57 238H56V236H57ZM53 235H54V237H53ZM72 236H74V237H72ZM60 237H62V238H61V241L59 244L60 246H59L57 244L59 241L57 242V240ZM93 238H96V239H93ZM134 238H136V239H134ZM55 240L57 243L55 242ZM225 241H224V244H225L224 247L227 250L228 248H230L229 242L231 244L235 240H229V241L227 240L226 242ZM236 241H235V243L237 244L238 241L237 242ZM248 241H250V240H248ZM22 242H25V243H22ZM42 242H43V244H45V246H42L43 245ZM108 242H109V239H108ZM153 242L155 245L153 244ZM240 242L241 241H239L238 244H239V247L240 246L242 247V250L245 249L246 247H248V243L242 244ZM24 244H25V246H24ZM241 244L244 246H242ZM154 246H155V248H154ZM255 246L257 248H255ZM153 250H156V252ZM14 252L17 253V254H15V256H14ZM165 254H167V253H165ZM17 255H18L19 259H20V256L22 257V259H21L22 261L18 260V257H16ZM228 260L229 259L226 256H224L223 261L228 262ZM18 261H20V262H18ZM224 262H221V264H223Z\"/></svg>",
	"mask_w": 264,
	"mask_h": 264
}]
</instances>
